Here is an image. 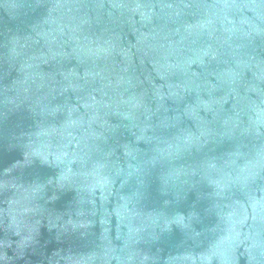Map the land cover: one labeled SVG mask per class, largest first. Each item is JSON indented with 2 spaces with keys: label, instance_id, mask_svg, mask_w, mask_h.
Wrapping results in <instances>:
<instances>
[{
  "label": "water",
  "instance_id": "obj_1",
  "mask_svg": "<svg viewBox=\"0 0 264 264\" xmlns=\"http://www.w3.org/2000/svg\"><path fill=\"white\" fill-rule=\"evenodd\" d=\"M0 264H264V0H0Z\"/></svg>",
  "mask_w": 264,
  "mask_h": 264
}]
</instances>
